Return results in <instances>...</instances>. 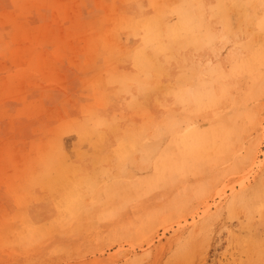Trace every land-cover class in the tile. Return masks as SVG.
I'll list each match as a JSON object with an SVG mask.
<instances>
[{"label": "rangeland", "instance_id": "1", "mask_svg": "<svg viewBox=\"0 0 264 264\" xmlns=\"http://www.w3.org/2000/svg\"><path fill=\"white\" fill-rule=\"evenodd\" d=\"M208 4L0 0V264H264V0ZM175 50L132 125L125 68Z\"/></svg>", "mask_w": 264, "mask_h": 264}, {"label": "crops", "instance_id": "2", "mask_svg": "<svg viewBox=\"0 0 264 264\" xmlns=\"http://www.w3.org/2000/svg\"><path fill=\"white\" fill-rule=\"evenodd\" d=\"M209 1L210 0H205L206 5H209L208 4ZM133 8H134L133 14L135 16L141 15L137 6H134ZM143 13H146V11H144ZM177 52H178L177 50L169 51V52L165 51V52H159L156 55L153 54V56L151 53H149V56H152V58L150 57L146 58L147 67L142 71V74L139 72L138 69H135V68L129 69V67L125 68L126 71L131 73L130 75L136 80L135 81L136 84L133 83L131 87L128 89L131 92L132 91L136 92V95L134 97H139V98L132 99V101L128 100L127 106L129 108L139 107L140 109H142L141 113L138 116H135V117L133 116L131 119H128V122H130L132 125H134V121L139 122V118H142V121L144 120H146V122L149 121V119L147 120L148 116H152V118L155 120L161 119L165 115V112L164 111L162 112L160 109L170 108L171 106V104L166 103L167 102L166 96L168 95L167 93L173 92L174 90H176L177 83L181 82V76H182L183 70H186L187 68H188L187 70L189 71L193 70L189 62L186 64H183L182 60L188 58L190 54H193L192 55L193 57L197 56L196 58H203V56L205 55V53H202V52L200 53L187 52V54L186 52L184 53L178 52L180 54L179 55ZM152 59H155L157 61L156 65L155 63H152L151 61L149 62V60H152ZM148 63H149V67H148ZM152 73H155V74H152ZM154 81H155V84H154ZM139 84L140 86H142L141 89H139L140 88V86H138ZM170 89H172L173 91H171ZM127 113L129 112L127 111ZM149 122L154 123L155 121L150 120ZM139 147H141L139 149L142 150V145H139Z\"/></svg>", "mask_w": 264, "mask_h": 264}, {"label": "bare ground", "instance_id": "3", "mask_svg": "<svg viewBox=\"0 0 264 264\" xmlns=\"http://www.w3.org/2000/svg\"><path fill=\"white\" fill-rule=\"evenodd\" d=\"M195 1V0H194ZM204 1V0H203ZM206 4V3H205ZM188 7V6H187ZM198 7H200V6H198ZM209 7V6H208ZM212 7V6H211ZM183 8H184V6H183ZM192 9V8H191ZM201 10V9H200ZM182 12H183V10H181ZM191 11V10H190ZM204 12V11H203ZM180 13V12H179ZM178 13V14H179ZM185 13V12H184ZM186 14V13H185ZM177 15V14H176ZM159 16V15H158ZM179 16V15H178ZM178 16H177V19H178ZM183 16V15H182ZM182 18V17H181ZM180 19V18H179ZM182 20V19H181ZM175 23V22H174ZM182 22H180V24H181ZM192 23V22H191ZM151 26V25H150ZM187 27V26H186ZM199 27V26H198ZM207 27V26H206ZM178 28V27H177ZM185 28V27H184ZM187 30V29H186ZM155 32V31H154ZM144 33V32H143ZM152 33V32H151ZM161 34V33H160ZM213 35V34H212ZM147 36V35H146ZM159 39H160V37H159ZM204 40V39H203ZM203 40H201V41H203ZM208 40V39H207ZM167 41H169V40H167ZM206 41V40H205ZM160 43H162V42H159V44ZM163 43H166V42H163ZM168 43V42H167ZM169 44V43H168ZM172 44V43H171ZM182 44V43H181ZM162 45H164V44H162ZM167 45V44H166ZM207 45V44H206ZM154 46V45H153ZM174 46V45H173ZM204 46V45H203ZM208 46V45H207ZM164 47H166V46H164ZM168 47V46H167ZM152 48V47H151ZM151 48H149V49H151ZM141 49V48H140ZM153 49V48H152ZM156 49V48H155ZM171 49V48H170ZM175 49H177V48H175ZM178 50V49H177ZM155 52V51H154ZM162 52V51H161ZM184 52V51H183ZM172 53V52H171ZM178 53V52H177ZM180 53H181V51H180ZM152 54V53H151ZM179 54V53H178ZM186 54H187V52H186ZM154 55H156V54H154ZM161 55V54H160ZM180 55V54H179ZM141 56V55H140ZM152 56H153V54H152ZM152 56L150 57V58H152ZM185 56V55H184ZM146 57V56H145ZM197 57V56H196ZM142 58H144V57H142ZM155 58V57H154ZM161 58H162V56H161ZM178 58V57H177ZM138 59V58H137ZM141 59V58H140ZM197 59V58H196ZM200 59V58H199ZM180 60V59H179ZM174 61V60H173ZM196 61V60H195ZM135 63H137V62H135ZM158 63H160V62H158ZM174 63V62H173ZM194 64V63H193ZM198 64V63H197ZM197 64H195V65H197ZM203 64V63H202ZM156 65V64H155ZM175 65V64H174ZM161 66V65H160ZM176 66H178V65H176ZM182 66V65H181ZM180 66V67H181ZM200 67V66H199ZM188 69V68H187ZM197 69H199V68H197ZM157 70V69H156ZM173 70V69H172ZM147 72V71H146ZM192 73V72H191ZM152 74H155V73H152ZM194 75V74H193ZM149 76V75H148ZM152 76V75H151ZM147 77V76H146ZM150 77V76H149ZM153 77V76H152ZM151 77V78H152ZM194 77V76H193ZM141 78V77H140ZM145 78V77H144ZM148 78V77H147ZM154 78V77H153ZM184 78V77H183ZM145 80V79H144ZM132 82V81H131ZM134 83V82H133ZM174 83V82H173ZM220 83V82H219ZM136 84V83H135ZM145 84H147V83H145ZM144 84V85H145ZM154 84H155V81H154ZM194 84V83H193ZM138 86H140V84L138 85ZM141 87L142 86H140V88L139 89H141ZM174 87V86H173ZM193 87V86H192ZM197 87V86H196ZM144 88V87H143ZM185 88V87H184ZM183 88V89H184ZM192 89V88H191ZM195 89V88H194ZM182 90V89H181ZM200 90V89H199ZM213 90V89H212ZM145 92V91H144ZM178 92V91H177ZM203 92V91H202ZM214 92V91H213ZM222 95V94H221ZM165 96V95H164ZM184 96H186V95H184ZM186 98V97H185ZM184 99V98H183ZM213 99V98H212ZM177 100H179V96L177 97ZM152 101V100H151ZM215 101V100H214ZM216 102V101H215ZM215 102H212V103H215ZM218 103V102H217ZM173 106V105H172ZM175 106V105H174ZM195 106V105H194ZM175 113V112H174ZM177 115V114H176ZM165 116V115H164ZM178 117V116H177ZM161 120H163V119H161ZM172 120V119H171ZM167 121L168 120H166V123H167ZM178 121V120H177ZM180 122V121H179ZM103 123V122H102ZM169 124V123H168ZM105 125H106V123H105ZM109 125V124H108ZM173 126V125H172ZM178 126H179V123H178ZM173 128V127H172ZM176 127H174V129L173 130H176L175 129ZM178 129H180V127H178ZM101 131V130H100ZM178 131V130H177ZM173 133V132H172ZM185 135V134H184ZM183 135V136H184ZM196 135H197V133H196ZM178 136V135H177ZM179 136H180V134H179ZM195 136V135H194ZM193 136V137H194ZM181 137V136H180ZM194 138H199V137H197V136H195ZM178 139V138H177ZM174 140H175V138H174ZM198 141V140H197ZM176 142V141H175ZM91 145V144H90Z\"/></svg>", "mask_w": 264, "mask_h": 264}]
</instances>
